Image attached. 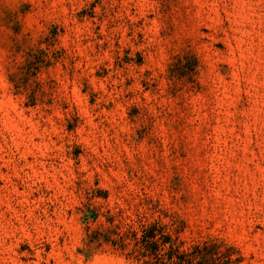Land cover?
I'll use <instances>...</instances> for the list:
<instances>
[{"label":"rangeland","instance_id":"374dc122","mask_svg":"<svg viewBox=\"0 0 264 264\" xmlns=\"http://www.w3.org/2000/svg\"><path fill=\"white\" fill-rule=\"evenodd\" d=\"M140 218L264 264V0H0V264Z\"/></svg>","mask_w":264,"mask_h":264},{"label":"trees","instance_id":"16d2710c","mask_svg":"<svg viewBox=\"0 0 264 264\" xmlns=\"http://www.w3.org/2000/svg\"><path fill=\"white\" fill-rule=\"evenodd\" d=\"M114 218H110L113 223ZM186 223L172 218L170 223L139 219L137 225L118 224L102 236L103 242L122 253L126 258L141 264H238L241 259H231L236 253L232 247L224 248L215 240L187 241L182 235ZM95 233L93 240L100 238ZM114 236V237H112Z\"/></svg>","mask_w":264,"mask_h":264}]
</instances>
